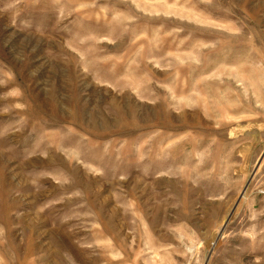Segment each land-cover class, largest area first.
<instances>
[{
	"label": "rangeland",
	"instance_id": "1",
	"mask_svg": "<svg viewBox=\"0 0 264 264\" xmlns=\"http://www.w3.org/2000/svg\"><path fill=\"white\" fill-rule=\"evenodd\" d=\"M0 264H264V0H0Z\"/></svg>",
	"mask_w": 264,
	"mask_h": 264
}]
</instances>
